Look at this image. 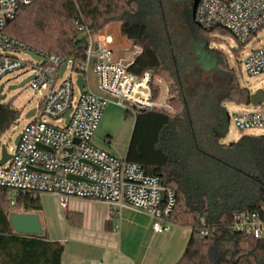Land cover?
<instances>
[{"label": "trees", "instance_id": "obj_1", "mask_svg": "<svg viewBox=\"0 0 264 264\" xmlns=\"http://www.w3.org/2000/svg\"><path fill=\"white\" fill-rule=\"evenodd\" d=\"M192 8L193 0H33L5 31L40 51L83 61L80 45L88 34L79 27L95 35L118 22L122 35L140 49L128 69L172 84L175 113L125 112L135 117L125 159L160 177L176 194L169 220L191 228L176 264H264V237L232 228L235 214L264 210V133L224 142L229 132L224 103L249 104L252 93L240 83L227 55L212 45L217 33L231 34L201 28ZM20 115L11 103H0V137ZM14 209L38 213L40 196L0 187V264H61L64 244L45 233H17L9 219ZM116 217L106 221V229L113 228ZM67 220L80 226L83 216L69 211ZM204 226L209 228L205 236L199 233Z\"/></svg>", "mask_w": 264, "mask_h": 264}, {"label": "built area", "instance_id": "obj_2", "mask_svg": "<svg viewBox=\"0 0 264 264\" xmlns=\"http://www.w3.org/2000/svg\"><path fill=\"white\" fill-rule=\"evenodd\" d=\"M32 2L0 0V82L13 73L25 78L32 75L28 85L41 94L18 145L9 151L11 159L0 165V187L13 193L49 194L59 199L62 206L75 197L103 201L118 211L141 210L152 216L156 233L169 231V218L177 201L175 192L163 186L160 177L147 175L139 163L98 147L93 137L110 103L132 115L140 109L175 113L172 84L150 72L134 74L129 65L116 61L112 49L115 40L110 33L93 35L80 26L88 34L83 61L40 51L10 36L5 31L8 21ZM195 21L206 30L223 28L238 47L245 46L264 29V0H199ZM26 50L36 52L44 60L32 58ZM65 61L68 64L60 76ZM242 64L250 76L264 73V44L249 52ZM89 70L97 75L103 95L89 89ZM79 74L86 80L84 93L76 84ZM249 106L255 109L228 113L229 126L232 123L239 131L264 133V101ZM1 148L0 143V157ZM11 203L14 205L15 199ZM232 228L256 239L263 238L264 210L235 214ZM199 233L205 236L209 228L200 227Z\"/></svg>", "mask_w": 264, "mask_h": 264}, {"label": "crops", "instance_id": "obj_3", "mask_svg": "<svg viewBox=\"0 0 264 264\" xmlns=\"http://www.w3.org/2000/svg\"><path fill=\"white\" fill-rule=\"evenodd\" d=\"M113 55L116 61L121 60L115 49ZM103 149L117 154L113 145ZM126 153L121 158H125ZM70 200L80 202L79 210H71L82 214L83 222L80 226L65 222L54 228L41 216V211L37 213L43 233L49 239L61 241L65 246L61 264H176L191 235L190 227L174 224L169 231L156 233L152 226V216L141 210L123 208L118 211L106 202L89 198L74 197ZM70 200L66 206L60 204L62 208H68ZM113 214L117 215L114 226L106 229V221Z\"/></svg>", "mask_w": 264, "mask_h": 264}, {"label": "rangeland", "instance_id": "obj_4", "mask_svg": "<svg viewBox=\"0 0 264 264\" xmlns=\"http://www.w3.org/2000/svg\"><path fill=\"white\" fill-rule=\"evenodd\" d=\"M79 30L82 31L80 27ZM100 33L101 35H105L107 33L113 35L116 41L112 46V49L116 50L117 57L121 59V63L129 65L132 62L133 57L137 55V53H139V47L134 45L131 40L125 38L122 35L120 31V24L118 22L109 24L108 26L103 28ZM263 44L264 29L258 34L256 38L251 40L247 45L243 46L238 51L235 50L238 48V44L232 35L220 36V33H217L213 36L212 41L213 46L220 48L227 55L228 62L230 66L235 69L240 83L244 87L248 88L251 93H254L258 89H262L264 91V73L257 76L248 75L244 70L242 61L249 54V52ZM24 78L25 77L20 73H13L5 77L0 82V84L4 83L6 85L5 89H3L2 91V94H7L5 100L0 101V103H11V105H13L14 108L18 109L21 114L17 123L0 137V143L6 144L8 151L15 147V138L18 134H21L24 126L27 123L28 118L26 117V115L30 111L29 109L35 107L41 98V94L35 93L33 89L30 88L28 83L24 87L18 88L16 90L8 89L9 85L17 84ZM86 80L90 90H92L98 95H103V92L98 88V77L93 73L92 70L87 71ZM249 104L227 101L224 103V106L226 107L228 113L232 112V110L241 111L245 109H255L254 107L249 106ZM125 112L126 110L122 107L110 103L105 108L99 126L95 131L93 137L94 143L100 148H108V146L113 145L117 150L116 155L119 157H123L126 153L127 146L133 131L135 118L131 115L125 117ZM261 133H263V131H239L232 123H230L229 132L226 138L224 139V142L229 143L230 141H236L243 134L257 135ZM40 200L42 205L41 216L43 218L45 217L48 223L51 224V226H53L54 228H58L61 224H64L65 222L70 224L67 220V213L69 211L72 212L71 210H79L81 207L80 202L76 203V201L79 199H77L76 201L70 200L69 207L66 209L62 208V206L60 205L61 203H59V199L52 195H41ZM13 212H23V210L14 209Z\"/></svg>", "mask_w": 264, "mask_h": 264}, {"label": "water", "instance_id": "obj_5", "mask_svg": "<svg viewBox=\"0 0 264 264\" xmlns=\"http://www.w3.org/2000/svg\"><path fill=\"white\" fill-rule=\"evenodd\" d=\"M199 0H193V8H192V17L195 20V13H196V8L198 6ZM86 44L82 43L80 45L81 48H85ZM26 53L29 54L32 58L34 59H42L44 60L43 57L40 55L36 54V52L32 50H26ZM68 64V61H65L60 70V76H62V73L64 72L66 66ZM33 76H29L21 80L17 84H11L8 86L9 90H16L18 88L24 87L32 78ZM76 84L79 88V91L81 93H84L86 91L85 86H86V80L82 74L78 75ZM5 84L2 83L0 84V101L5 100L7 97V94L4 93L2 94V91L4 89ZM264 101V91L262 89L256 90L254 93L251 94L250 96V103L253 106H257L262 104ZM35 112V108L31 109L26 117L30 118ZM66 117H69V112L66 114ZM21 138V134H18L15 138L14 144L15 146L18 145L19 141ZM45 149H51L45 146H41ZM12 157V154L8 151V148L6 144H2L1 148V157H0V165H4L7 163ZM72 177V176H71ZM162 196L164 197V193H162ZM9 219L12 224L13 229L19 233V234H24V235H42L43 234V226L40 220V217L37 213L35 212H12L9 214Z\"/></svg>", "mask_w": 264, "mask_h": 264}, {"label": "flooded vegetation", "instance_id": "obj_6", "mask_svg": "<svg viewBox=\"0 0 264 264\" xmlns=\"http://www.w3.org/2000/svg\"><path fill=\"white\" fill-rule=\"evenodd\" d=\"M6 85L4 86V89H5Z\"/></svg>", "mask_w": 264, "mask_h": 264}]
</instances>
